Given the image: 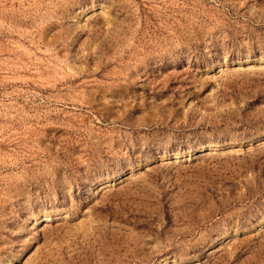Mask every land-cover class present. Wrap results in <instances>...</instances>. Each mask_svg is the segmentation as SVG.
<instances>
[{"label":"rangeland","instance_id":"obj_1","mask_svg":"<svg viewBox=\"0 0 264 264\" xmlns=\"http://www.w3.org/2000/svg\"><path fill=\"white\" fill-rule=\"evenodd\" d=\"M0 264H264V0H0Z\"/></svg>","mask_w":264,"mask_h":264}]
</instances>
